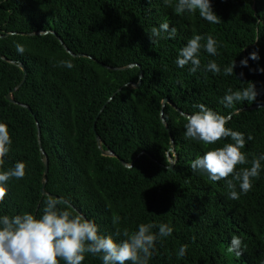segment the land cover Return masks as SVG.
<instances>
[{
	"label": "trees",
	"instance_id": "trees-1",
	"mask_svg": "<svg viewBox=\"0 0 264 264\" xmlns=\"http://www.w3.org/2000/svg\"><path fill=\"white\" fill-rule=\"evenodd\" d=\"M211 2L218 24L198 12L175 14L176 0H0V121L13 140L4 168L27 165L23 179L8 183L0 215L39 216L53 194L102 234L169 224L173 233L157 241L149 264H264V161L251 191L232 200L225 180L191 169L231 139L209 146L183 135L185 114L203 103L231 117L227 126L245 135L249 160L264 154V0ZM162 22L176 34L152 43L151 30ZM193 35L204 37L202 44L209 35L217 41L216 55L201 49L195 73L176 64ZM213 60L219 74L205 70ZM249 82L256 101L225 107L227 90ZM10 91L15 102L6 98ZM233 236L242 240L241 255L228 251ZM83 264L102 260L87 254Z\"/></svg>",
	"mask_w": 264,
	"mask_h": 264
},
{
	"label": "clouds",
	"instance_id": "clouds-1",
	"mask_svg": "<svg viewBox=\"0 0 264 264\" xmlns=\"http://www.w3.org/2000/svg\"><path fill=\"white\" fill-rule=\"evenodd\" d=\"M166 6H171V0H163ZM174 12L177 15L186 12L199 13V16L210 24L220 23V17L214 12L211 0H176ZM162 33L174 37L176 28L168 22H162L159 27H153L149 39L155 43ZM204 37L193 35L180 50L176 59L178 67L191 65L190 71L195 73L201 68L200 52L205 49L210 55L217 54V41L207 36L206 43H201ZM16 51L25 52V47L17 43ZM256 59V53H252ZM247 65V60L241 62ZM60 65L68 69L74 67L71 60H63ZM235 63L224 68L225 75L234 72ZM205 70L219 74L220 66L213 60L209 61ZM255 84L249 82L248 87L233 90L229 88L222 99L225 107H231L238 102H255L257 99ZM198 111L185 114L186 121L184 137L200 141L205 145H216L221 140L231 139L220 147H210L202 156L191 162V169L196 172H206L213 181H226L229 199L238 200L240 194H247L253 187V179L259 177L264 154L253 156L242 151L246 144L245 135L228 127L230 116L222 115L203 103L198 104ZM251 140L252 137L247 138ZM13 143L7 123L0 121V202L6 199L8 183L15 178L23 179L27 165L17 161L14 166L5 170L6 157ZM250 165L247 167H239ZM231 177V178H229ZM237 187L239 191H237ZM113 224L119 222L113 216ZM141 223L134 231L127 229L120 233L102 234L94 220L87 219L74 206L53 194H47L39 216L30 212L17 215H0V264H83L87 254L99 255L102 264H149L160 238L171 236L173 228L167 223L158 225ZM122 235V239H117ZM242 240L233 236L228 248L229 252L241 255ZM188 245L180 246L177 257L183 258Z\"/></svg>",
	"mask_w": 264,
	"mask_h": 264
},
{
	"label": "water",
	"instance_id": "water-1",
	"mask_svg": "<svg viewBox=\"0 0 264 264\" xmlns=\"http://www.w3.org/2000/svg\"><path fill=\"white\" fill-rule=\"evenodd\" d=\"M21 68H22V70L24 71V67L21 66ZM23 80H24V79H23ZM19 86H20V84H19L17 87H15L14 90H16ZM12 91H13V90H12ZM12 91H10V92L6 95V98H7L10 102H15L14 99L12 98V96H11V92H12ZM162 104H164V101L162 102ZM96 120H97V117L95 118L94 125H93V129H94L95 137H96L97 142H98V144H99V136H98V134H97L96 131H95V123H96ZM38 134H39V133H38ZM171 149H172V144L170 145V150H171ZM104 154H107V155H109V156H114V154L111 153V152H109V153H104ZM119 162L122 163L123 165H126V163H125L124 161H122L121 159H119ZM44 166H45V167H44V174H46V173H47V170H48L47 159L45 160ZM172 167H173V164L170 163V165L168 166V168H169V169H172ZM41 191H42V193L44 192V191H43V187L41 188Z\"/></svg>",
	"mask_w": 264,
	"mask_h": 264
}]
</instances>
